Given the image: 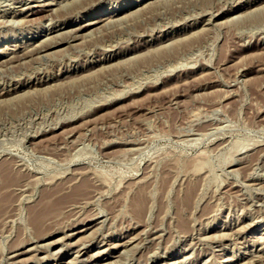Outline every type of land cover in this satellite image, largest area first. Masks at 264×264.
<instances>
[{
  "label": "rangeland",
  "instance_id": "1",
  "mask_svg": "<svg viewBox=\"0 0 264 264\" xmlns=\"http://www.w3.org/2000/svg\"><path fill=\"white\" fill-rule=\"evenodd\" d=\"M137 1L0 0V264H264V0Z\"/></svg>",
  "mask_w": 264,
  "mask_h": 264
},
{
  "label": "bare ground",
  "instance_id": "2",
  "mask_svg": "<svg viewBox=\"0 0 264 264\" xmlns=\"http://www.w3.org/2000/svg\"><path fill=\"white\" fill-rule=\"evenodd\" d=\"M51 1H53V0H51ZM59 1V0H58ZM69 1V0H68ZM74 1H76V0H74ZM143 0H139V1H137V4H139V3H141ZM167 1V0H166ZM14 2V1H13ZM48 3V2H47ZM51 3H53V2H51ZM57 3H59V2H57ZM66 3V2H65ZM74 3V2H73ZM72 3V5H70V6H68L67 8H65L66 10H61L60 11V13H59V15L62 17V20H64L65 22H64V24L66 23V25H68V23L70 24V22H72V20H71V18L73 17L72 15H78V14H80V13H83V12H85L86 11V7H82V6H79V5H75V4H73ZM63 4V3H62ZM61 4V5H62ZM69 4H70V2H69ZM68 4V5H69ZM132 5V4H131ZM142 5H144V4H141V5H139V6H142ZM47 6H50V4L49 5H47ZM57 5H55V7H56ZM54 7V8H55ZM102 7V6H101ZM158 7V6H157ZM215 7V6H214ZM43 8V7H42ZM61 8H63V7H61ZM60 8V9H61ZM121 8V7H120ZM215 8H217V7H215ZM254 9V8H253ZM33 10V9H32ZM116 10V9H115ZM210 10V9H209ZM239 10V9H238ZM30 11V10H29ZM134 11V10H133ZM7 12V11H6ZM12 12V11H11ZM26 12V11H25ZM95 12V11H94ZM36 13V11H31V14H35ZM49 13V12H48ZM92 13V12H91ZM104 13V12H103ZM249 13V12H248ZM53 14V13H52ZM52 14H51V16H52ZM57 15V14H56ZM58 15V16H59ZM101 15V14H100ZM239 15V14H238ZM50 16V15H49ZM96 16V15H95ZM120 16V15H119ZM123 16V15H122ZM53 17V16H52ZM113 16H105V17H100V18H97V19H95V18H93V19H90V20H86V22L84 23V24H81L77 29H75V33L73 34V38L76 40V39H78L79 40V38H80V36H83V35H86V34H88V35H91V33H93V32H95V31H97V30H100L101 31V29H100V26L103 28L104 27V29L106 28V25L111 21V19H113L112 18ZM121 17V16H120ZM59 18V17H58ZM123 18H124V16H123ZM3 19V18H2ZM23 19V18H22ZM33 19V18H32ZM115 19H117V18H115ZM114 19V20H115ZM4 20V19H3ZM25 20V19H24ZM119 20V19H118ZM2 21V20H1ZM6 21V20H5ZM8 21V20H7ZM6 21V22H7ZM10 21H12V20H10ZM10 21H8V22H10ZM16 21V20H15ZM21 20H19V22H20ZM228 21V20H227ZM42 22V21H41ZM129 22V21H128ZM206 22V21H205ZM117 23V22H116ZM21 24V23H20ZM47 25V24H46ZM115 25V24H114ZM164 26V25H163ZM210 26V25H209ZM164 28V27H163ZM64 31V30H63ZM67 31H69V30H67ZM99 32V31H98ZM104 32V31H103ZM58 33V32H57ZM98 34V33H97ZM116 35V34H115ZM46 36H48V35H46ZM72 36V35H71ZM52 38H54V37H52ZM52 38H50V40L52 39ZM98 38V37H97ZM61 41H64L63 39H60V40H55L54 42H50V43H42V44H40V45H38L37 47H33V48H31V49H26V51H22V52H20V54L18 53L17 55H15L14 56V58L12 59V60H18L17 58H20V59H23V58H25V57H30L31 55H36V54H44V53H46V52H48L47 50H49L50 48H52V45L54 44H58V43H60ZM39 43V42H38ZM37 44V43H36ZM93 45V44H92ZM167 45V44H166ZM264 51V50H263ZM47 55V54H46ZM43 56H45V55H43ZM10 57V56H9ZM76 57V56H75ZM37 58V57H36ZM25 59H27V58H25ZM7 60V59H6ZM11 60V61H12ZM24 60V59H23ZM21 61V60H20ZM9 64V63H8ZM17 68V67H16ZM21 73V72H20ZM66 79H68V78H66ZM213 87V86H212ZM215 87V86H214ZM20 95V94H19ZM11 97H13V96H11ZM225 98V97H224ZM5 99V98H4ZM5 101V100H4ZM135 147H137V146H135ZM131 149H134V148H131ZM139 150V149H138ZM137 150V151H138ZM141 150V149H140ZM135 152V151H134ZM241 156V155H240ZM244 157V156H243ZM15 159V158H14ZM238 160V159H237ZM240 161V160H239ZM15 163V162H14ZM251 163V162H250ZM261 163V162H260ZM5 171V170H4ZM87 171V170H86ZM8 172V171H7ZM5 173H6V171H5ZM4 173V177H6L5 175H7V173L5 174ZM3 175V174H2ZM8 176V175H7ZM11 176V175H10ZM9 176V177H10ZM21 176V175H20ZM90 176V175H89ZM3 178V177H2ZM19 178H21V177H19ZM19 178H18V180H19ZM87 178V177H86ZM85 178V179H86ZM6 179L7 178H4V179H2V180H5V182H8V184H10V181H6ZM12 180V179H11ZM15 181H18L17 179H14ZM20 181V180H19ZM68 181V180H67ZM81 181H82V178H81ZM13 182V181H12ZM11 182V183H12ZM85 182H87V180L85 181ZM132 182H134V181H132ZM187 182V181H186ZM18 183V182H17ZM62 183V182H61ZM65 183V182H64ZM92 183V182H91ZM130 183V182H129ZM56 184V183H55ZM13 185V184H12ZM80 185V184H79ZM78 185V186H79ZM106 185V184H105ZM9 186V185H8ZM54 186V185H53ZM75 186V185H74ZM129 186V185H128ZM127 185H126V187H128ZM196 186V185H195ZM256 186V185H255ZM52 187V186H51ZM60 187V186H59ZM76 187V186H75ZM80 187H84V189H81V191L82 190H85L86 188L85 187H87L85 184H83V185H80ZM80 187H79V189L77 190V187H76V190L77 191H79L80 190ZM89 187V186H88ZM92 187V186H91ZM94 187V186H93ZM264 187V186H263ZM2 189H3V187H2ZM5 189H6V187H5ZM66 189H67V187H66ZM66 189H64V190H66ZM72 189H73V187H72ZM71 189V190H72ZM97 189H98V187H97ZM128 189H129V187H128ZM46 190V189H45ZM63 190V191H64ZM68 190V189H67ZM124 190H125V187H124ZM140 191H139V197H138V200L137 201H134V203L132 204L133 206V211H134V214H135V216L138 218V217H140V215L143 213V211L145 210V208H146V206L148 205H146V203H147V201H146V195H148V194H146L145 193V191H146V189H145V191L142 189V187H140V189H139ZM58 191V190H57ZM60 191H62V189L60 190ZM72 191H74V190H72ZM72 191H71V194H72ZM81 191H79V193L78 194H76V193H73V194H75V195H71L69 198H68V201H65V202H70L71 204H74L75 205V201L76 200H78V199H81V198H83L84 197V195H85V193H82L81 194ZM50 192V191H49ZM56 192V191H55ZM54 192V193H55ZM75 192V191H74ZM89 192V191H88ZM87 192V193H88ZM106 192V191H105ZM183 192H185V191H183ZM58 193V192H57ZM92 193V192H91ZM197 193H198V191H197ZM48 194V193H47ZM67 195H69L68 193H66ZM103 194V193H102ZM186 197H185V203H186V206H184L185 208H187L188 206H191L192 204H194L195 203V201H196V199H195V193H194V190H193V186L191 185V186H189V188L187 189V191H186ZM137 195V194H136ZM53 196V195H52ZM138 196V195H137ZM118 197V196H117ZM56 198V197H55ZM58 198H60V197H58ZM57 198V199H58ZM63 198V197H62ZM62 198H60V199H58V200H53L54 201V203H51L52 202V198H48V196L41 202V203H39V207L38 208H33L31 211H30V226L33 228V229H31V230H34L35 232L34 233H41L43 230H44V228L45 227H47V226H45L44 227V223L47 221V217L49 216V215H51L52 213H53V211L54 210H57V205L59 204V202H61V201H63V199ZM67 198V197H66ZM91 198V197H90ZM125 198V197H124ZM87 199V198H86ZM84 200V199H83ZM114 200V199H113ZM130 200V199H129ZM82 201V200H81ZM124 201V200H123ZM79 202V201H78ZM110 202H111V200H110ZM115 202V201H114ZM178 202H179V200H178ZM49 203H51V205H54V206H56L55 208L56 209H54L53 211H49L48 213H46L45 214V208H44V206H48L49 205ZM176 203V202H175ZM184 203V204H185ZM125 204V203H124ZM36 207V206H35ZM149 207V206H148ZM192 207V206H191ZM41 208V209H40ZM190 208V207H189ZM40 209V210H39ZM125 209V208H124ZM149 209H151V207L149 208ZM154 209V208H153ZM147 210H148V208H147ZM127 211V210H126ZM153 211V210H152ZM217 211V210H216ZM215 211V212H216ZM99 213V212H98ZM133 214V213H132ZM144 214V213H143ZM99 215V214H98ZM146 215V214H145ZM91 216H93V215H91ZM144 216V215H143ZM140 219V218H139ZM136 221H139V220H136ZM183 221V220H182ZM69 222V221H68ZM83 223H84V221H82ZM251 222V221H250ZM139 223V222H138ZM183 223H185V222H183ZM62 224V223H61ZM60 224V225H61ZM48 225V224H47ZM101 225V224H100ZM96 226V225H95ZM227 226V225H226ZM239 227V226H238ZM64 228V227H63ZM47 229V228H46ZM87 229H89V227L88 228H85L84 230H81V231H79L78 230V232H76V233H74V234H71L72 236H77V235H80V234H83ZM97 229V228H96ZM96 229H94V230H96ZM156 229V228H155ZM187 229V228H186ZM161 231V230H160ZM136 232V231H135ZM197 232V231H196ZM92 233V232H91ZM149 233V232H148ZM152 233V232H151ZM150 233V234H151ZM157 233V232H156ZM68 234V233H67ZM90 234V233H89ZM181 234V233H180ZM217 234V233H216ZM88 235V234H87ZM86 235V236H87ZM92 235V234H91ZM137 235V234H136ZM158 235V234H157ZM159 235H160V233H159ZM88 236H90V235H88ZM87 236V237H88ZM134 236V235H133ZM219 236V235H218ZM85 237V236H84ZM140 237V236H139ZM206 237V236H205ZM211 237V236H210ZM48 238V237H47ZM82 238V237H81ZM81 238H80V240H81ZM133 238V237H132ZM141 238V237H140ZM212 238V237H211ZM38 239H40V238H38ZM83 239V238H82ZM153 239V238H152ZM27 240H28V238H27ZM84 240V239H83ZM142 240V239H141ZM91 241V240H90ZM209 241V240H208ZM36 243H37V241H35ZM52 242H55V241H52ZM77 242V241H76ZM80 242V241H79ZM142 242V241H141ZM153 242V241H152ZM22 243V242H21ZM21 243H19L18 244V248L16 249V251H14V253L16 252V254L13 256V257H17V256H20V255H22L23 253H25L24 251L23 252H21V251H19L20 249H21V246H19ZM28 243V242H27ZM56 243H58V239H57V241H56ZM139 243H140V241H139ZM23 244V243H22ZM30 244V243H29ZM38 244V243H37ZM74 244V243H73ZM72 244V245H73ZM84 244V243H83ZM24 245V244H23ZM70 245V244H69ZM76 245V244H75ZM134 245V244H133ZM133 245H132V248H134L133 247ZM48 246V245H47ZM134 246H136V244L134 245ZM78 247V246H77ZM112 247V246H111ZM30 248V247H29ZM193 248V247H192ZM184 249V248H183ZM100 251V250H99ZM125 251V250H124ZM123 252V251H122ZM126 252H127V250H126ZM130 252V251H129ZM152 252V251H151ZM52 253V252H51ZM80 253V252H79ZM96 253V252H95ZM101 253V252H100ZM123 254V253H122ZM148 255H150V254H148ZM89 256V255H88ZM119 256V255H118ZM123 256V255H122ZM93 257V256H92ZM124 257V256H123ZM126 257V256H125ZM29 258V257H28ZM145 258H147V257H145ZM227 258V257H226ZM6 259V258H5ZM43 259V258H42ZM120 259H122L121 257H120ZM125 259V258H124ZM222 259V258H221ZM146 260V259H145ZM247 260V259H246ZM120 261V260H119ZM231 261V260H230ZM251 261V260H250ZM69 262H71V261H69ZM122 262V261H121ZM249 262V261H248ZM12 263V262H11ZM174 263V262H173ZM58 264H60V263H58ZM85 264V263H84ZM106 264V263H105ZM115 264V263H114ZM117 264V263H116ZM122 264V263H121ZM203 264V263H202Z\"/></svg>",
  "mask_w": 264,
  "mask_h": 264
}]
</instances>
